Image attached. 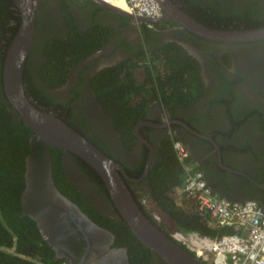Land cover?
Here are the masks:
<instances>
[{"label": "flooded vegetation", "instance_id": "flooded-vegetation-1", "mask_svg": "<svg viewBox=\"0 0 264 264\" xmlns=\"http://www.w3.org/2000/svg\"><path fill=\"white\" fill-rule=\"evenodd\" d=\"M107 1L126 10L122 0ZM32 2L34 28L21 79L25 96L37 108L70 123L117 162L119 174L138 207L159 230L178 243L173 236L177 229L171 219L170 226L166 225L167 215L152 200L146 179L155 149L166 136L181 143L205 183L217 194L231 200L255 199L264 210V38L209 40L172 20H142L133 14L128 17L95 0ZM170 2L212 28L245 27L247 18L262 19L264 14V0ZM6 3L0 0V103L18 120L2 87L3 59L14 35L9 28L16 24L14 17L5 23ZM13 5L8 6L19 18L18 8ZM71 26L86 37L96 35V40L64 70L57 84L46 82L40 68L47 42L53 37L65 39ZM170 43L179 45L196 61L201 92L189 103L150 101L145 114L133 123L134 139L126 145L111 126L88 80L103 68L134 59L135 54H141L150 65L153 49ZM29 140L22 186L4 213L27 224L33 222L56 264H166L148 247L149 254L134 256L131 240L124 230L119 233V223L129 227L88 163L33 133Z\"/></svg>", "mask_w": 264, "mask_h": 264}, {"label": "trees", "instance_id": "trees-1", "mask_svg": "<svg viewBox=\"0 0 264 264\" xmlns=\"http://www.w3.org/2000/svg\"><path fill=\"white\" fill-rule=\"evenodd\" d=\"M8 5L14 6L11 0H7L4 8L5 23L7 24L9 17L16 19V24L9 28L12 35L19 18L13 14L15 9H10ZM261 16L262 19L247 18L245 27L264 25V14ZM236 24L233 23L235 26ZM95 40L96 35L86 37L72 26L68 28L65 39L50 38L42 55L41 77L46 82L57 84L62 79L64 70L81 58ZM153 50L155 51L149 57L150 65L141 54H135L134 59L128 58L117 65L103 68L88 80V85L109 117L111 126L119 132L126 145H130L134 139L131 133L133 123L145 114L146 105L150 101L189 103L190 99L197 98L201 92L202 81L198 65L179 45L162 44ZM136 66L144 67L145 76L141 81L136 80L132 74V69ZM69 125L71 126L70 123ZM32 133L20 119H13L0 103V264H56L33 222L27 224L26 220L12 218L4 213L8 202L13 203L17 199L22 186L24 156L30 150L29 137ZM187 159L191 160L189 157ZM182 177V167L172 150L171 139L166 136L160 147L155 149L146 173L152 200L171 219L174 229L210 238L232 232L229 227L209 225L205 215L196 209L194 200L177 192ZM214 190L216 192L215 188ZM119 225V233L124 230L131 240L130 246L135 257L149 254V249L127 226L123 223ZM177 241L194 254L184 243ZM204 261L212 264L209 260Z\"/></svg>", "mask_w": 264, "mask_h": 264}, {"label": "water", "instance_id": "water-1", "mask_svg": "<svg viewBox=\"0 0 264 264\" xmlns=\"http://www.w3.org/2000/svg\"><path fill=\"white\" fill-rule=\"evenodd\" d=\"M12 1L18 8L20 19L4 55L2 87L6 100L17 111L21 121L34 135L47 144L67 149L88 163L102 179L114 207L132 234L142 244L158 254L166 264H208L168 237L144 216L121 178L120 165L117 162L105 155L58 116L37 108L27 99L22 89L21 79L23 62L31 43L34 28L33 2L32 0ZM95 1L116 13L132 17L125 10L114 7L105 0ZM155 1L163 11V15L155 19L138 16L139 19L172 20L200 37L215 41L233 42L264 38V25L230 29L212 28L196 21L170 0Z\"/></svg>", "mask_w": 264, "mask_h": 264}, {"label": "built area", "instance_id": "built-area-1", "mask_svg": "<svg viewBox=\"0 0 264 264\" xmlns=\"http://www.w3.org/2000/svg\"><path fill=\"white\" fill-rule=\"evenodd\" d=\"M126 12L134 16L159 18L162 11L155 0H122ZM175 157L183 170L177 192L194 200L196 209L213 226L233 231L216 238L195 232L175 230V238L201 259L212 264H264V210L254 199L231 200L217 194L207 185L199 170L178 140H171ZM190 244V245H189ZM59 264H64L60 262Z\"/></svg>", "mask_w": 264, "mask_h": 264}, {"label": "rangeland", "instance_id": "rangeland-1", "mask_svg": "<svg viewBox=\"0 0 264 264\" xmlns=\"http://www.w3.org/2000/svg\"><path fill=\"white\" fill-rule=\"evenodd\" d=\"M133 72H134V76H135V79L136 80L141 81L143 79V77H144V75H143L144 74V68L142 66L135 67L134 70H133ZM165 221H166V225L167 226L168 225L170 226L169 219L166 218ZM173 236H175L177 239L180 238V235L177 234V233H173ZM186 247H187V245H186Z\"/></svg>", "mask_w": 264, "mask_h": 264}, {"label": "bare ground", "instance_id": "bare-ground-1", "mask_svg": "<svg viewBox=\"0 0 264 264\" xmlns=\"http://www.w3.org/2000/svg\"><path fill=\"white\" fill-rule=\"evenodd\" d=\"M105 1H107V0H105ZM108 2V1H107ZM109 3V2H108ZM124 3V2H123ZM109 4H111V3H109ZM112 5V4H111ZM114 6V5H113ZM115 7V6H114ZM126 8V7H125Z\"/></svg>", "mask_w": 264, "mask_h": 264}]
</instances>
